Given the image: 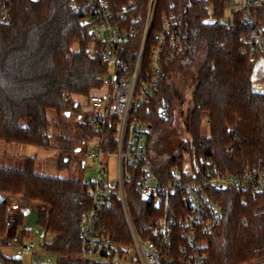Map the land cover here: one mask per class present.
Wrapping results in <instances>:
<instances>
[{
    "label": "trees",
    "instance_id": "16d2710c",
    "mask_svg": "<svg viewBox=\"0 0 264 264\" xmlns=\"http://www.w3.org/2000/svg\"><path fill=\"white\" fill-rule=\"evenodd\" d=\"M111 2L115 10L132 4L129 16H141L134 23L123 20L124 25L136 29L123 52V59L132 68L148 0ZM3 7L0 0V140L53 146L60 150V167L69 165L71 157L65 161L66 154L73 152L84 166L89 143L98 131L82 106L90 92L101 87L96 75L106 66L98 54L89 51L92 41L81 24V15L73 0H10L7 21L2 17ZM229 7L231 19L224 22ZM254 13L264 27V2ZM179 14L181 49L166 67L151 100L136 112L148 128L149 160L163 179L172 178V169L183 168L186 163L197 168L201 156L211 158L228 173H242L254 166L264 170V93L255 89L257 58L244 51V37L252 29L241 20L238 0H158L142 78L150 75L155 33L163 30L165 18ZM177 71L185 77L190 75L196 83L186 138L165 152L158 145L174 120L173 78ZM192 86L190 82L185 88ZM50 110L56 113L54 120L48 116ZM115 123L117 117L108 131L112 150L117 147ZM205 123L210 126L209 136L202 135ZM136 181L134 178L126 184L128 199L133 210L143 213L139 217L146 218L153 215V203L137 195ZM214 191L225 215L208 237L204 259L184 262L179 247L186 239L175 230L165 252V264H264V193ZM90 204L89 183L37 173L34 158L28 159L23 170L0 166V239L7 234L10 207L17 206L19 238L41 239L45 250L57 254L56 264H82L80 231ZM169 213L181 215L176 205ZM104 221L115 240L128 242L117 198ZM48 236L52 238L48 240ZM0 264L20 261L0 253Z\"/></svg>",
    "mask_w": 264,
    "mask_h": 264
},
{
    "label": "built area",
    "instance_id": "2783aa9c",
    "mask_svg": "<svg viewBox=\"0 0 264 264\" xmlns=\"http://www.w3.org/2000/svg\"><path fill=\"white\" fill-rule=\"evenodd\" d=\"M2 17L9 19L10 0H2ZM264 0H238L243 24L251 27V34L244 37V51L257 58L259 79L264 80V27L256 19L254 9ZM158 0H148L141 39L133 67L123 59L125 43L136 29L124 25L123 20L136 22L140 15H131L132 4L115 10L111 0H73L81 15V24L88 30L92 45L90 53L101 57L106 70L97 73L101 87L93 89L82 111L89 113L98 134L92 139L84 161L94 163L89 181L91 204L86 211L80 231L82 264H165L166 251L172 243L175 230H179L186 244L179 251L185 262L202 261L209 245L208 237L223 220L225 212L215 197L217 190L264 193V170L248 167L242 173H228L219 169L211 158L201 156L197 168L186 163L183 168H173L172 178L163 179L148 158V128L137 115V110L148 103L157 91L165 69L176 57L182 46V15L165 18L162 28L155 33V45L150 52V75L143 79V61L147 42L154 24ZM118 130L117 147L108 144L109 128ZM91 140V141H92ZM106 156L117 158V178H109ZM136 178L135 192L146 201H152L149 217L133 210L128 199L127 182ZM221 187V188H219ZM121 203L122 217L127 229L128 242L117 241L107 230L104 218L112 209L115 199ZM174 202L172 203V199ZM175 203V204H174ZM181 215H171L172 206ZM183 206V209H181ZM181 209V210H180ZM179 216V217H177ZM19 219L18 212H8V225ZM11 235L1 239L19 245L14 256L20 264L23 253L30 254L28 264H37V242L27 238L18 241L17 225ZM123 237V236H122ZM120 239L121 236L119 237ZM19 256V258L17 257Z\"/></svg>",
    "mask_w": 264,
    "mask_h": 264
},
{
    "label": "rangeland",
    "instance_id": "374dc122",
    "mask_svg": "<svg viewBox=\"0 0 264 264\" xmlns=\"http://www.w3.org/2000/svg\"><path fill=\"white\" fill-rule=\"evenodd\" d=\"M232 15V8L229 7L226 10L224 18L222 21H229ZM192 77L189 75L185 77L181 72L177 71L174 74L173 78V87L174 94L176 95V107L174 111V120L170 125V130L167 134L163 135V142L159 144V149L162 148L165 152H170L176 145L186 138L185 131L188 122V114L192 105V94L193 88L195 86V79L192 81ZM187 82V83H185ZM192 83L191 88H185ZM255 89L258 92L264 93V80L262 83H259ZM48 116L51 120H54L56 117V113L53 110L48 111ZM52 133H54V127L51 129ZM202 135L209 136L210 135V126L205 123L202 128ZM95 144V140L90 141L89 146ZM67 161L68 157H71L69 165L65 167L59 166L60 160V150L55 147H40L35 145L28 144H20V143H11L0 140V166H4L10 169L23 170L26 167L27 161L29 158H34V169L37 173L59 176L63 178H71V179H81L85 183H89L91 179V174L93 172V168L95 166L94 163H87L84 167L80 159L75 156L73 152H68L66 154ZM106 162L109 167V178L114 180L117 178L118 172V164L117 158L115 156H106ZM131 205V204H130ZM134 208V207H133ZM134 211H136L134 209ZM10 212H18L19 209L17 206H11ZM18 220H11V228L8 227L7 234L2 237L6 238L11 235L15 230V224H18ZM9 226V225H8ZM12 231V232H11ZM18 231V230H17ZM17 235V233H16ZM18 241H22L19 236H16ZM48 240L52 237L48 236ZM0 239V253L4 254L7 257H14L17 252L20 250L19 245L13 241H10L9 244L4 245ZM41 239L36 240V256L33 258L34 262H39L41 264H56L57 262V254L48 252L41 245ZM22 259L25 263H29L31 260L30 254L23 253Z\"/></svg>",
    "mask_w": 264,
    "mask_h": 264
},
{
    "label": "water",
    "instance_id": "95a60500",
    "mask_svg": "<svg viewBox=\"0 0 264 264\" xmlns=\"http://www.w3.org/2000/svg\"><path fill=\"white\" fill-rule=\"evenodd\" d=\"M34 1H37V0H34ZM219 188H221V187H219ZM18 258H19V256H17Z\"/></svg>",
    "mask_w": 264,
    "mask_h": 264
},
{
    "label": "crops",
    "instance_id": "0c3cea01",
    "mask_svg": "<svg viewBox=\"0 0 264 264\" xmlns=\"http://www.w3.org/2000/svg\"><path fill=\"white\" fill-rule=\"evenodd\" d=\"M10 210V209H9Z\"/></svg>",
    "mask_w": 264,
    "mask_h": 264
}]
</instances>
